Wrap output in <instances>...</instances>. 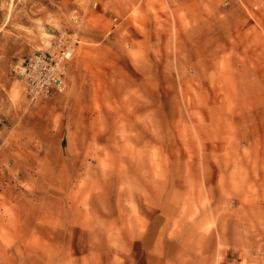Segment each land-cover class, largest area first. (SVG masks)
<instances>
[{
	"label": "rangeland",
	"instance_id": "1",
	"mask_svg": "<svg viewBox=\"0 0 264 264\" xmlns=\"http://www.w3.org/2000/svg\"><path fill=\"white\" fill-rule=\"evenodd\" d=\"M23 1L0 0V264H264V4L153 0L109 52L75 47L84 97L31 103L3 47L56 39Z\"/></svg>",
	"mask_w": 264,
	"mask_h": 264
},
{
	"label": "crops",
	"instance_id": "2",
	"mask_svg": "<svg viewBox=\"0 0 264 264\" xmlns=\"http://www.w3.org/2000/svg\"><path fill=\"white\" fill-rule=\"evenodd\" d=\"M250 1L264 4V0ZM152 2L153 0H48V2H44L43 4L41 0H26L25 2H21L19 6V9L25 11V14L24 18L18 20L17 25L25 29H27L28 26L33 27V33H37L35 29H39L38 31H40V26L43 25L46 27L43 29L46 31V34L56 39L57 34L60 32L57 31L54 26H73L74 24H82L80 22L82 19L84 21L87 19H98L100 21L98 22L97 30L87 31V29H85L82 31L80 38L77 39L76 50L82 47L81 42L84 41L89 43V45H93L91 43L96 44L95 47L85 48V50L93 53L94 56L99 54L104 55L105 52L110 51L101 45L105 41L113 44L117 43L121 40L122 34L126 31L134 35L136 34L134 30V19L131 17L133 10L138 8L142 9L145 16L150 20L151 11L157 5ZM163 2L165 1L163 0ZM169 3L170 1L167 6H170ZM171 5L178 8L193 9L195 11L199 8L200 0H171ZM42 8H46V12L43 15L40 13ZM156 8L160 9L161 5ZM116 11H127L123 14L126 17L121 22L118 21V17L115 14ZM73 13L79 16H73ZM127 18H129V20H126ZM110 22H113V25H110ZM147 23L148 21L145 17L144 24L147 25ZM47 27H51V29L48 30ZM56 31L57 33H55ZM196 32L198 33L199 31ZM16 37L17 38H13L12 41L14 44L11 43L9 46L3 47L4 53L1 57V64L4 66L8 67L10 65L15 68L21 66L39 51L40 35L29 37L25 33H21ZM195 41L197 42V40ZM51 42H53L52 45L55 44V41L51 40ZM111 48V50H114V46ZM86 60L85 53H77V56L68 64L70 79L67 81V86L69 87V94L73 97L79 95H83L84 97L83 91L92 89V86L87 84L86 81L82 80V77L78 75V73H83V69L87 64ZM7 73V70H0V76L2 77ZM1 83H4V81Z\"/></svg>",
	"mask_w": 264,
	"mask_h": 264
},
{
	"label": "built area",
	"instance_id": "3",
	"mask_svg": "<svg viewBox=\"0 0 264 264\" xmlns=\"http://www.w3.org/2000/svg\"><path fill=\"white\" fill-rule=\"evenodd\" d=\"M70 36L67 32L58 33L53 48L38 51L26 63L15 68L31 103L66 91L68 64L77 45V39L73 41Z\"/></svg>",
	"mask_w": 264,
	"mask_h": 264
}]
</instances>
